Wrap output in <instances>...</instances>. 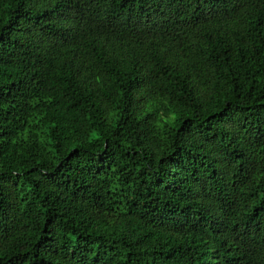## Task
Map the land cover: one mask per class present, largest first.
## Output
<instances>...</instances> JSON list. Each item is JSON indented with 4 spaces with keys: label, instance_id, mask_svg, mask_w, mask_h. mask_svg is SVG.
I'll return each instance as SVG.
<instances>
[{
    "label": "trees",
    "instance_id": "16d2710c",
    "mask_svg": "<svg viewBox=\"0 0 264 264\" xmlns=\"http://www.w3.org/2000/svg\"><path fill=\"white\" fill-rule=\"evenodd\" d=\"M0 264H264V0H0Z\"/></svg>",
    "mask_w": 264,
    "mask_h": 264
}]
</instances>
